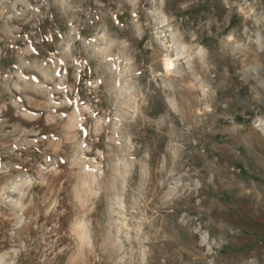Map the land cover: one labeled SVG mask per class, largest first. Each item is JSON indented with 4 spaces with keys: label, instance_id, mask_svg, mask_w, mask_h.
Segmentation results:
<instances>
[{
    "label": "rangeland",
    "instance_id": "374dc122",
    "mask_svg": "<svg viewBox=\"0 0 264 264\" xmlns=\"http://www.w3.org/2000/svg\"><path fill=\"white\" fill-rule=\"evenodd\" d=\"M0 264H264V0H0Z\"/></svg>",
    "mask_w": 264,
    "mask_h": 264
},
{
    "label": "bare ground",
    "instance_id": "6f19581e",
    "mask_svg": "<svg viewBox=\"0 0 264 264\" xmlns=\"http://www.w3.org/2000/svg\"><path fill=\"white\" fill-rule=\"evenodd\" d=\"M163 61H164V71L167 74L170 72L171 68L173 67L174 61L167 57H164Z\"/></svg>",
    "mask_w": 264,
    "mask_h": 264
},
{
    "label": "snow or ice",
    "instance_id": "6c2138e0",
    "mask_svg": "<svg viewBox=\"0 0 264 264\" xmlns=\"http://www.w3.org/2000/svg\"><path fill=\"white\" fill-rule=\"evenodd\" d=\"M134 15H135V13H134Z\"/></svg>",
    "mask_w": 264,
    "mask_h": 264
}]
</instances>
